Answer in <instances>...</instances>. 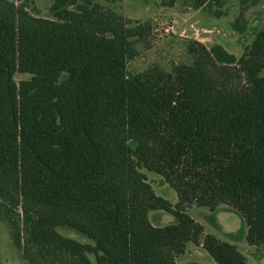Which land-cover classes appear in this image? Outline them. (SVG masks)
<instances>
[{"label":"trees","instance_id":"obj_1","mask_svg":"<svg viewBox=\"0 0 264 264\" xmlns=\"http://www.w3.org/2000/svg\"><path fill=\"white\" fill-rule=\"evenodd\" d=\"M117 1L51 0L42 16L36 0H0V221L27 264H177L190 243L249 264L187 210L234 209L264 253V20L250 17L264 0H186L232 16L243 54L191 41L192 64L140 75L127 64L151 25Z\"/></svg>","mask_w":264,"mask_h":264},{"label":"rangeland","instance_id":"obj_2","mask_svg":"<svg viewBox=\"0 0 264 264\" xmlns=\"http://www.w3.org/2000/svg\"><path fill=\"white\" fill-rule=\"evenodd\" d=\"M51 0H36L40 15L47 16ZM117 12L132 20L131 26L151 25V31L136 43L138 55L127 64L128 75H140L148 70L161 69L171 72L179 64H192L193 58L187 51L191 41H199L207 46L223 45L230 53L240 57L249 44L243 36L234 32L229 24L232 16L216 19L207 11L194 10L186 0H119L105 2ZM235 9L231 12L234 14ZM251 20H264V11H253ZM157 195L178 202L176 191L164 183L160 176L147 174ZM187 213L205 229L222 241L234 244L243 253L249 264H264V253L247 242V225L242 216L232 208L221 207L210 211L205 207H191ZM148 218L153 225L165 226L175 222L167 212L151 211ZM67 234L71 231H65ZM73 238L92 243L90 239L77 233ZM0 259L2 264H27L22 252L15 247L11 235L0 221ZM177 264H217L202 248L188 244L186 252L176 259Z\"/></svg>","mask_w":264,"mask_h":264},{"label":"crops","instance_id":"obj_3","mask_svg":"<svg viewBox=\"0 0 264 264\" xmlns=\"http://www.w3.org/2000/svg\"><path fill=\"white\" fill-rule=\"evenodd\" d=\"M199 247H201V246H199Z\"/></svg>","mask_w":264,"mask_h":264}]
</instances>
